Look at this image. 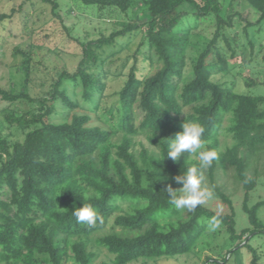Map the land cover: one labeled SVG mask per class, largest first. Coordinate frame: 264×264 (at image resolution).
I'll return each mask as SVG.
<instances>
[{
    "label": "trees",
    "instance_id": "obj_1",
    "mask_svg": "<svg viewBox=\"0 0 264 264\" xmlns=\"http://www.w3.org/2000/svg\"><path fill=\"white\" fill-rule=\"evenodd\" d=\"M44 1L52 4L59 17L58 1ZM80 1L97 8L100 17L122 13L126 19L118 20V28L110 35L83 41L77 69L63 70L45 95L35 98L27 86L18 93L0 86L1 98L11 104L27 100L40 105L21 115L8 114V127L0 121V263L94 264L99 253L88 249L89 239L113 218V226L121 232L94 239L113 256L110 263L99 264H133L140 258L202 251L211 244L206 230L212 220L222 224L233 245L222 262L208 258L204 264H224L233 253L239 255L236 264H244V248L252 253L251 264H259L261 255L248 239L264 234V220L259 215L264 201L250 206L249 199L263 172L264 96L237 92L235 81L215 79L219 73H230L229 60L239 50L247 57L246 46L225 33L235 25L236 16L242 18L237 0ZM244 1L258 13L254 23L245 19L243 29L253 50L248 28L260 30L264 25V0ZM186 7L191 8L197 23L215 22L212 38L196 32L197 24L182 26L190 14ZM11 16L0 14V22ZM135 31L144 33L140 44L147 47L143 60L149 64L148 72L138 74L134 65L116 101L101 107L108 73L97 70L104 59L96 48L114 45L119 37ZM222 40L229 53L220 45ZM244 77L248 87L264 85V80ZM67 83L73 85L74 94L81 88L83 101L92 104L88 110L69 94ZM58 100L68 108L69 116L55 123L49 116ZM192 104H203L198 109L202 140L207 149L218 153L204 174L214 188V197L227 204L231 213L220 214L202 204L192 208L187 218H175L180 209L170 203L167 188L159 182L167 178L168 183H176L175 177L186 171L182 159L167 158V151L171 139L182 132L180 114ZM100 108L110 115L111 124H93L89 111L97 116ZM14 124L22 131L20 139L5 133ZM158 132L165 135L163 140H158ZM223 132L231 136L232 143L225 141L222 149ZM141 134L158 149L138 141ZM189 158L192 166L199 165L198 158ZM220 168H233L234 180L245 189L243 209L250 226L240 233L233 201L218 181ZM83 203L95 207L99 217L95 224L78 222L74 216L73 211Z\"/></svg>",
    "mask_w": 264,
    "mask_h": 264
},
{
    "label": "rangeland",
    "instance_id": "obj_2",
    "mask_svg": "<svg viewBox=\"0 0 264 264\" xmlns=\"http://www.w3.org/2000/svg\"><path fill=\"white\" fill-rule=\"evenodd\" d=\"M57 1L59 8L56 10V13L59 17L55 16L52 4L44 0H0V14H13L11 19L5 18L0 22V86L2 88L18 93L23 87L27 86L29 93L33 97L37 98L45 95L51 89L52 83L63 70L74 72L77 69L79 61L82 58L81 43L83 41L98 39L102 35H110L115 28H118L116 22L120 19H126V16L122 13L100 17L97 8L86 7L80 0ZM235 6L237 11L241 13L242 18L236 16L234 18L235 25L233 27H228L225 33L229 38L233 39V37H237L239 44L246 46L245 50L247 57L244 59V53L239 50L238 56L236 58H230L229 60L231 68L230 73H219L215 76V79L229 83L235 81V90L237 92L264 96V85L259 84L255 87H248L244 77V75H246L252 80H264V25L260 30H255L256 27L253 26L248 28V32L252 36L251 39L254 42V49L252 50L251 46L248 44V35H246L243 29L247 21L256 22L258 13L244 0H237ZM19 7L23 9L18 10ZM185 9L189 11L190 14L185 18L182 26L193 27L197 24L198 27L195 30L196 32L204 34L208 39L212 38L216 30L215 22L207 20L203 23H197L191 13V8L186 7ZM130 16L132 15L130 14ZM15 35L18 36L16 37ZM143 36L144 33L135 31L119 37L114 45L96 48L101 58L104 59L103 64L101 62L97 70L99 72L106 71L108 73L106 77V96L102 99L101 107L112 105L116 101L118 98V91L124 85L127 75L133 69L134 65L138 67V74H145L148 72L149 64L143 60V52L146 51L147 47H143L140 44ZM40 44H42V46H39ZM220 45L229 53L225 41L222 40ZM191 52L190 50V53ZM29 68L30 72H28ZM67 86L69 94L79 99L85 106V109L88 110V108L92 106V104L83 101L84 99L80 94V87L77 88V94H74L73 85L67 83ZM54 105L55 108L50 114L49 120L58 123L67 119L69 116L68 108L63 105L60 100L56 101ZM39 106V103L27 100L11 104L0 96V121L4 122L5 126L8 127L10 123L5 119L8 114L15 112L17 115H21L26 111L37 110ZM202 106L203 104L199 106L195 104L186 106L178 119L181 127L185 122L198 124V109ZM89 112H91L93 116V124H111L109 120L110 115L107 114L104 109L100 108L98 110V118L95 112ZM140 117L139 114L137 123L140 121ZM113 124H116V120H114ZM226 124L227 122L225 125ZM153 131L151 132L152 135L155 133V131ZM9 132L13 133V140L23 137L21 129L15 124L11 128L5 129V133ZM157 136L159 141L165 138L162 132H158ZM118 137H116V140ZM220 139L222 141V149L224 148L225 141L228 144L232 143L231 136L224 132L220 135ZM137 140L151 149H158V147L151 143L149 138L144 134L139 135ZM140 147L141 145L137 146V149ZM186 155L188 156L186 157ZM190 156L198 158L196 154L185 152L181 157L185 170L192 167ZM261 163V171L263 172L258 178L256 188L250 194V206L257 202L264 201V159ZM233 175V168H228L226 170L220 168L218 172V181L233 201L237 231L240 233L243 229L249 227L250 224L248 214L243 209L245 189L241 183L234 180ZM166 179L167 178H165V180L160 178L159 182L165 185L167 189L169 185H171L173 189L182 187L176 183H168ZM204 186L210 188L206 174H204ZM204 205L220 214L231 213L230 207L219 198L213 197L205 202ZM191 212L192 208H180V214L175 218H187ZM259 215L264 220V206L260 209ZM217 222L218 226L214 228L207 227L206 232L209 236L206 239L209 240L211 244L205 246L202 251L181 254L174 257H160L154 259L140 258L134 261L133 264H142L144 262L147 264H204L208 258L220 260L232 247L233 241L230 239V235L226 229L222 227V224H220L219 221ZM113 231L121 232V228L113 226L112 218L109 225L104 230L90 237L88 249L99 253L94 264H99L104 260L110 263L113 257L112 254H109L106 248L99 247L94 242V239ZM248 244L257 249L258 253L261 255L259 264H264V234H259L248 239ZM238 256L237 253L227 256L228 261L224 264H236ZM243 260L244 264H251L252 253L246 248L243 249ZM219 262L222 261L220 260Z\"/></svg>",
    "mask_w": 264,
    "mask_h": 264
},
{
    "label": "clouds",
    "instance_id": "obj_3",
    "mask_svg": "<svg viewBox=\"0 0 264 264\" xmlns=\"http://www.w3.org/2000/svg\"><path fill=\"white\" fill-rule=\"evenodd\" d=\"M183 131L178 133L175 139L168 145L167 158L179 161L185 152L196 154L199 158V165L187 168V170L175 177L177 184L182 185L179 189H173L169 185L167 189L170 203L177 209L188 207L195 208L202 205L214 197V188L204 186L205 170L210 168L213 162L218 158L216 150L207 149L205 142L202 140L204 133L203 126L197 123H184ZM179 191V195H177ZM78 222L95 224L98 213L91 203H83L73 211ZM218 226L216 220L209 222V227Z\"/></svg>",
    "mask_w": 264,
    "mask_h": 264
}]
</instances>
